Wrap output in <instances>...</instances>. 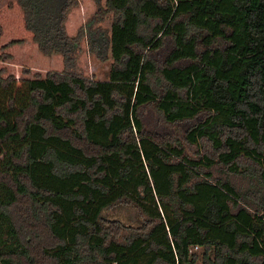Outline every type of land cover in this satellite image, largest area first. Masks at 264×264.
I'll use <instances>...</instances> for the list:
<instances>
[{"label":"trees","instance_id":"1","mask_svg":"<svg viewBox=\"0 0 264 264\" xmlns=\"http://www.w3.org/2000/svg\"><path fill=\"white\" fill-rule=\"evenodd\" d=\"M150 105L188 125L178 147L148 134ZM119 202L147 223L122 240L102 217ZM194 247L264 264V0L5 2L0 264H196Z\"/></svg>","mask_w":264,"mask_h":264},{"label":"rangeland","instance_id":"2","mask_svg":"<svg viewBox=\"0 0 264 264\" xmlns=\"http://www.w3.org/2000/svg\"><path fill=\"white\" fill-rule=\"evenodd\" d=\"M7 1L9 0H0V6H2ZM82 7L83 9H85V17L90 14L88 13V10L92 11L94 9L93 6L87 7V5L85 4H83ZM110 22L111 15H108L106 17V20L101 23V26L109 27ZM94 37H97V35H95ZM110 61L111 60H108L106 62H100L94 56H88V77L98 80L106 79V74L109 68ZM7 66L16 67V65L11 63L10 61L8 65L6 64V67ZM139 116L145 129L147 130V132H149L148 134H153L157 136L160 141H163V139H171L172 141H170V143L173 145V147H178V142L182 143L185 133L183 126H188L186 123L179 125L177 124L176 126H170L167 124L165 125L162 124L161 121L159 123L158 118L160 114L151 105L142 108L139 112ZM187 123H190L192 125L191 122ZM185 150L187 154L191 157H196L199 154L211 155L212 153L210 145L205 141H201L196 147L194 145L185 144ZM235 183L240 188H245L247 182L243 178H238ZM102 217L105 218V226L115 230L119 235L118 239L121 240L125 236L129 235V233L131 232L130 230L138 231L140 230V228L142 229L147 226L145 218L141 215L139 210L130 202H119L111 207L103 209ZM116 224L118 228L115 227ZM192 252H195L197 256L196 264H203L205 254L204 250L199 247H194L192 249Z\"/></svg>","mask_w":264,"mask_h":264}]
</instances>
